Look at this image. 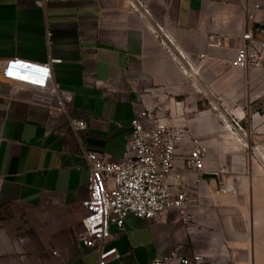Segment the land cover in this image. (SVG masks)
Listing matches in <instances>:
<instances>
[{"label":"crops","instance_id":"0c3cea01","mask_svg":"<svg viewBox=\"0 0 264 264\" xmlns=\"http://www.w3.org/2000/svg\"><path fill=\"white\" fill-rule=\"evenodd\" d=\"M137 2L0 0V61L59 60L52 81L73 94L71 118L86 123L75 134L66 115L31 102V89L0 79V207L32 214L22 264H98V250L78 240L86 154L121 161L139 111L205 147L196 174L185 166L191 144L181 141L168 180L189 193L194 221L186 228L174 211L151 221L128 216L122 229L110 226L105 247L117 257L107 264L194 254L207 264H264V50L257 66L230 65L247 27L264 41V14L248 16L239 0ZM155 26L187 59L204 55L199 79L182 73ZM230 118L243 128L240 141ZM218 178L233 181L234 193L220 194Z\"/></svg>","mask_w":264,"mask_h":264},{"label":"built area","instance_id":"2783aa9c","mask_svg":"<svg viewBox=\"0 0 264 264\" xmlns=\"http://www.w3.org/2000/svg\"><path fill=\"white\" fill-rule=\"evenodd\" d=\"M134 1L138 4L137 0ZM239 1L244 4L248 16L264 14V0H256L252 5H249V0ZM130 6L136 9V6ZM153 31L182 73L189 78L199 79L204 55L200 54L197 60L191 61L176 49L173 40L160 27L155 26ZM240 39L242 46L231 60V67L247 69L250 65H259L264 41L248 27ZM221 44V39H218L216 46ZM58 63L60 61L54 59L45 63L21 59L0 61V79L31 89L33 104L66 115L69 127L77 134L86 129V123L71 118L73 94L61 91L52 81V66ZM222 121L225 122L224 119ZM229 121L240 136L239 141L242 140L245 134L239 121L235 118ZM130 130L121 161L108 162L93 154H86L88 193L81 203L85 214L81 219L83 232L78 240L82 247L98 250V264H107L111 258L117 257L115 248L105 247L110 239V226L122 229L128 216L151 221L174 211L186 228L191 227L194 221L190 210L193 201L189 193L183 188L172 191L168 180L172 174L176 148L181 141L186 140L191 144L185 166L196 174L203 170L205 147L181 127L166 119H155L150 111H139L130 123ZM218 179L220 194L234 193L233 181ZM147 264H207V261L200 254L191 257L167 255Z\"/></svg>","mask_w":264,"mask_h":264},{"label":"rangeland","instance_id":"374dc122","mask_svg":"<svg viewBox=\"0 0 264 264\" xmlns=\"http://www.w3.org/2000/svg\"><path fill=\"white\" fill-rule=\"evenodd\" d=\"M32 214L24 208L0 207V261L2 264H22L29 251L25 234L26 220Z\"/></svg>","mask_w":264,"mask_h":264}]
</instances>
